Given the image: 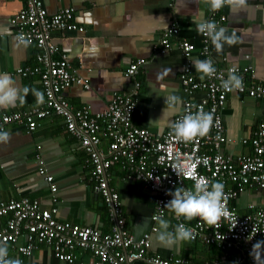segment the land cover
I'll return each mask as SVG.
<instances>
[{"label":"crops","instance_id":"0c3cea01","mask_svg":"<svg viewBox=\"0 0 264 264\" xmlns=\"http://www.w3.org/2000/svg\"><path fill=\"white\" fill-rule=\"evenodd\" d=\"M46 12L54 14L60 9H73V22L83 28L82 33L52 34V41L59 52L67 56L77 76L88 81V89L71 86L64 92V99L71 111L88 106L92 113L104 110L112 93L131 89L137 80L140 88L137 104L132 116V125L146 129L155 136L162 135L172 118L179 112L164 111V98L175 94L185 99L178 82L184 64L177 44L181 40L199 47L196 23L200 15L207 19L210 6L206 0H41ZM22 0H0V72L8 73L19 88H34L42 93L37 75L21 77L15 74L19 67L35 65L36 49L16 44L13 39L10 19L22 8ZM225 16L222 27L231 34L233 29L239 37L238 43L224 46L217 53L211 44L215 66L249 67L254 81L264 83V0H248L246 11L233 14L227 7L219 11ZM175 24L177 34L170 38L172 47L159 53L153 49L165 29ZM58 59V54L52 56ZM146 62L133 79L123 76L125 68L136 59ZM191 62L201 57L198 50L191 54ZM171 70V71H166ZM191 72L197 78L191 63ZM162 77V78H161ZM201 94H196L199 99ZM36 97L29 92L24 104L0 109L1 113L28 111L40 106ZM164 111V112H163ZM264 122V102L233 94L228 95L222 113L225 145L224 152L231 155H248L250 148L241 144L254 130L258 122ZM11 138L0 143V202L25 197L36 200L42 208H55L56 218L73 225L95 228L108 233L111 227L108 208L101 197L93 193L90 178L91 162L79 141L65 130L59 115L49 113L36 120L35 129L26 133L19 126L5 128ZM39 147V149H36ZM95 149L104 154L106 139L101 138ZM38 159L43 162L46 174L52 177L56 191L51 193L44 177L37 173ZM110 191L117 194L120 215L125 229L135 240L149 232L152 226L149 217L153 206V195L133 176L124 174L118 165L107 172ZM51 195L55 202L51 203ZM264 205V194L248 190L234 200L231 206L239 215L247 207ZM164 219L175 227L173 213L168 209ZM146 220L147 227L137 225ZM4 220L0 219V228ZM172 230V229H170ZM150 235L148 254L163 259L183 257L186 262L207 260L209 253L199 244L181 242L166 249ZM194 249V252H191ZM72 264H91L90 253L74 251ZM217 257V256H216ZM216 257L214 259H216ZM9 258L21 264H65L58 262L46 247H38L30 257L9 252Z\"/></svg>","mask_w":264,"mask_h":264},{"label":"built area","instance_id":"2783aa9c","mask_svg":"<svg viewBox=\"0 0 264 264\" xmlns=\"http://www.w3.org/2000/svg\"><path fill=\"white\" fill-rule=\"evenodd\" d=\"M22 2V8L9 21L13 39L18 44L16 37L25 35L31 41L29 46L34 47L37 52L34 66L19 67L14 72L21 77H39L43 102L28 111L1 113L0 129L5 130L6 127L15 125L29 133L35 129L36 120L49 113L59 115L67 133L79 141L89 156L92 190L108 208L112 225L108 233H101L95 228L59 221L55 208H42L38 201L22 197L0 202V219L4 220V225L0 228V244H6L9 252L14 251L24 257H30L40 246L46 247L58 262L65 264L75 262L76 249L90 253L94 258L91 264H186L182 258L163 259L158 255L148 254L150 235L155 232V226L138 240L126 231L117 194L110 191L107 184V172L115 164L124 174L138 179L153 195L149 217L153 224L156 223V216L165 217L168 211L165 205L172 198L167 193L175 191L177 187L191 188L200 177L222 183L230 216L222 218L218 225L211 228L198 219L186 222L173 214L175 226L185 223L194 229L195 238L191 243L220 248L222 252L212 264H254L250 252L255 242L264 240V205H249L247 212L239 215L231 204L251 189L264 194V122H258L251 134L241 141V144L249 146L250 154L231 155L223 150L225 135L222 113L228 95L233 93L264 102V83L254 81L249 67L215 66L210 49L211 41L199 34L198 48L185 40L177 44L185 61L178 75L185 103L171 122L186 114L190 106L193 111L202 108L214 116L207 136L192 142H181L170 135V125L160 136L134 127L132 116L140 88L137 80L132 82L128 91L112 93L106 108L101 112L92 113L85 105L71 111L64 99V92L71 86L88 89V81L77 76L67 56L60 53L58 46L53 43L52 34L63 36L65 33H82L83 28L73 22L72 8L48 14L41 0ZM206 20L222 27L225 16L210 8ZM175 27L173 23L161 33L154 44L155 51L163 53L172 47L170 38L178 31ZM196 50L201 60L213 61L215 76L202 80L192 74L190 58ZM55 54H58V59L52 58ZM145 63L142 58L136 59L128 64L123 76L133 79ZM230 72L243 78L241 90L226 91L222 87V81L227 79ZM197 93L201 94L199 99H196ZM101 138L106 139L104 154L95 149ZM178 164L184 169L181 174H177ZM37 165V173L44 177L50 192L54 193L56 188L52 183L53 179L46 174L41 159H38ZM50 201L55 202L53 195ZM232 246L238 247V254L228 257L226 252Z\"/></svg>","mask_w":264,"mask_h":264},{"label":"clouds","instance_id":"9594fccd","mask_svg":"<svg viewBox=\"0 0 264 264\" xmlns=\"http://www.w3.org/2000/svg\"><path fill=\"white\" fill-rule=\"evenodd\" d=\"M206 3L212 11H220L227 7L233 14L246 11L248 7V0H206ZM194 22L197 32L209 38L211 41L210 49L212 44L217 53L222 52L225 45L231 47L239 41L235 29L231 31V34H228V29L218 27L214 22L203 19L202 14L198 21ZM16 40L18 45L25 48L31 43L30 39L23 34L18 35ZM191 63L195 72L200 73L202 80L206 77L211 78L216 74V68L211 59H194ZM222 87L226 91L241 90L243 78L235 72H230L227 79L222 81ZM29 92H32L38 102H43V93L34 88H19L8 73L0 72V109L24 104ZM164 100V111L170 113L181 111L185 103L180 96L175 94L167 95ZM213 120L214 116L211 112H205L202 108L193 111L190 106L186 114L171 122L170 135L181 142H192L208 135ZM10 138V132L0 129V143H7ZM177 168V174L183 173L184 169L179 164ZM167 194L172 198L167 202L165 208L169 209L175 217L183 218L186 222L198 219L213 228L220 223L222 218L230 216L224 185L220 182H212L206 177H200L191 188L177 187L175 191ZM154 219L158 225L155 229V239L161 247L171 249L181 242H188L195 238L194 229L186 226L185 223H179L173 228L170 222L162 216H156ZM147 223L144 220L142 224L136 227L146 228ZM250 256L254 264H264V259H262L264 257V240H259L252 245ZM0 264H21V262L18 259L9 258L8 246L0 244Z\"/></svg>","mask_w":264,"mask_h":264},{"label":"trees","instance_id":"16d2710c","mask_svg":"<svg viewBox=\"0 0 264 264\" xmlns=\"http://www.w3.org/2000/svg\"><path fill=\"white\" fill-rule=\"evenodd\" d=\"M233 244H235V243H233ZM200 246H202V249L204 248V250L207 253H209V257L207 258V260L205 261V259H201L198 262L196 261V262H192V263L187 261L186 264H212L214 258L216 256H219L221 254V252H222V251H220V248L219 247H215V246H205V245H200ZM191 252H194V249ZM226 253H227V255H229L228 257H230L231 255H234V254H238V247L232 246V248H230ZM178 258H182V259L186 260L183 257H178Z\"/></svg>","mask_w":264,"mask_h":264}]
</instances>
